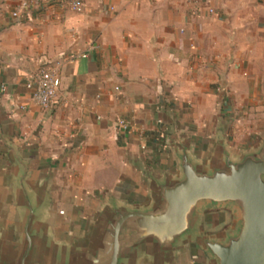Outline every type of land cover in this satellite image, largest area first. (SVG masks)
I'll return each mask as SVG.
<instances>
[{
    "label": "crops",
    "instance_id": "1",
    "mask_svg": "<svg viewBox=\"0 0 264 264\" xmlns=\"http://www.w3.org/2000/svg\"><path fill=\"white\" fill-rule=\"evenodd\" d=\"M83 2L0 0V244L20 250L25 196L45 203L33 251L45 264L87 248L112 204L148 206L155 182L179 175L181 148L207 166L264 138V0H208L216 16L194 0ZM41 67L60 80L52 109L31 99ZM233 220L205 208L168 257L145 245L123 264H213L200 236Z\"/></svg>",
    "mask_w": 264,
    "mask_h": 264
},
{
    "label": "water",
    "instance_id": "2",
    "mask_svg": "<svg viewBox=\"0 0 264 264\" xmlns=\"http://www.w3.org/2000/svg\"><path fill=\"white\" fill-rule=\"evenodd\" d=\"M218 154L220 160L199 166L181 148L176 153L179 175L156 181L148 206L112 204L99 217L97 235L87 248L64 259L52 254L46 264H123L145 245L166 258L195 234L205 208H228L234 215L231 228L221 236H200L213 264H264V138L236 160L225 148L220 147ZM20 186L27 195L24 177ZM25 198L22 246L11 255L0 244V264H45L33 253L41 237L34 224L45 203Z\"/></svg>",
    "mask_w": 264,
    "mask_h": 264
},
{
    "label": "built area",
    "instance_id": "3",
    "mask_svg": "<svg viewBox=\"0 0 264 264\" xmlns=\"http://www.w3.org/2000/svg\"><path fill=\"white\" fill-rule=\"evenodd\" d=\"M60 7H66L75 13H81L84 10L83 0H54ZM196 6L202 5L205 13L208 16H216L217 12L212 8L208 0H194ZM19 10L12 12L13 18H18ZM192 15H198V7L193 10ZM60 87V80L57 74L48 67H41L33 75V93L32 102L41 109H52L58 105V90ZM130 123L126 120L119 119L116 123L117 132L128 131ZM62 214V212H60Z\"/></svg>",
    "mask_w": 264,
    "mask_h": 264
},
{
    "label": "rangeland",
    "instance_id": "4",
    "mask_svg": "<svg viewBox=\"0 0 264 264\" xmlns=\"http://www.w3.org/2000/svg\"><path fill=\"white\" fill-rule=\"evenodd\" d=\"M226 221H228V219L226 218ZM221 222L218 221H211L210 223H206V229H208L209 231H219L222 227H221Z\"/></svg>",
    "mask_w": 264,
    "mask_h": 264
}]
</instances>
